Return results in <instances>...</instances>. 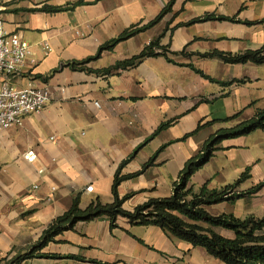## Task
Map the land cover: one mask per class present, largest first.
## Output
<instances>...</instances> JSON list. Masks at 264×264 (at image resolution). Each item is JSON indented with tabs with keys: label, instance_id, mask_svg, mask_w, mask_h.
Wrapping results in <instances>:
<instances>
[{
	"label": "crops",
	"instance_id": "1",
	"mask_svg": "<svg viewBox=\"0 0 264 264\" xmlns=\"http://www.w3.org/2000/svg\"><path fill=\"white\" fill-rule=\"evenodd\" d=\"M170 1L0 0L6 30L20 34L38 60L27 61L15 85L45 86L52 93L41 112L0 133V264H227L159 226L132 224L126 217L115 226L108 217L79 221L41 250L50 256L17 261L76 198L83 210L98 199L112 203L118 170L121 176L140 172L118 187L121 197L133 194L126 210L172 196L186 162L212 135L264 109V64L203 56L264 47V0H175L159 23L91 59L127 29L149 24ZM206 14L234 20L187 25ZM161 35L165 54L104 72ZM74 63L83 65L73 69ZM199 125L198 133L184 139ZM28 151L36 153L35 161L25 158ZM248 168L251 177L238 191L264 181L262 129L224 139L190 185L195 193L204 186L221 190ZM206 209L213 215L264 216V186ZM216 230L235 237L232 230Z\"/></svg>",
	"mask_w": 264,
	"mask_h": 264
},
{
	"label": "trees",
	"instance_id": "2",
	"mask_svg": "<svg viewBox=\"0 0 264 264\" xmlns=\"http://www.w3.org/2000/svg\"><path fill=\"white\" fill-rule=\"evenodd\" d=\"M174 2L175 0H171L149 24L129 28L118 37L102 45L96 56L91 59L99 58L103 51L112 50L120 42L128 40L159 23L172 10ZM215 19L234 20L215 14H206L188 22L187 25ZM161 38L162 35L147 45L140 54L118 62L114 66L105 69L104 72L110 73L134 67L147 57L165 54V50L160 45ZM203 56L219 57L228 63L253 62L264 64V47L239 54L214 51ZM82 65L83 63H74L71 67L77 69L81 68ZM169 125L170 122L162 124L154 135H157ZM202 128L203 126L199 125L196 131L186 135L184 139L198 133ZM257 129L264 130V109L259 111L254 118L236 127L221 129L212 135L201 151L186 162L179 179L174 184L172 196L152 198L144 204L138 205L133 211L124 208L125 202L133 194L130 193L121 197L118 187L124 179L137 176L140 172L129 176H121L120 170H118L113 185L114 201L112 203L103 204L98 199L83 210L80 207V199L76 198L71 209L55 219L44 231L43 236L33 249L20 255L17 261L20 263L22 260L33 257L50 256L42 253L41 250L62 232L73 229L79 221H92L100 217H108L112 225L115 226L119 217H126L132 224L159 226L172 236L188 241L196 247L206 248L211 255L227 264H264V216L249 215L241 218L233 213L213 215L206 209L207 206L213 204L225 201L235 202L239 198L251 196L261 190L264 181L246 191H238L241 184L251 177V168H248L235 183L229 184L221 190H211L204 186L199 193H195L194 188L190 185L192 176L212 159L224 139L248 135ZM217 228L232 230L235 237H225L217 232Z\"/></svg>",
	"mask_w": 264,
	"mask_h": 264
},
{
	"label": "built area",
	"instance_id": "3",
	"mask_svg": "<svg viewBox=\"0 0 264 264\" xmlns=\"http://www.w3.org/2000/svg\"><path fill=\"white\" fill-rule=\"evenodd\" d=\"M45 53L51 51L49 43L44 44ZM30 61L36 65L38 60L30 56L29 43L18 34H10L5 28V19L0 12V133L21 126L25 117L41 112L52 98L49 87L33 86L17 87L14 79L20 75L23 67ZM100 107V103H95ZM25 158L35 161L37 155L28 151ZM34 188H38L35 185ZM92 191V187L86 189Z\"/></svg>",
	"mask_w": 264,
	"mask_h": 264
}]
</instances>
